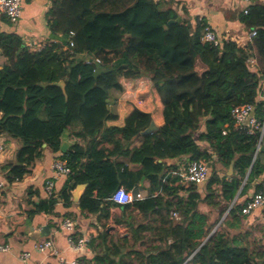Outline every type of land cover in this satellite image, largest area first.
I'll use <instances>...</instances> for the list:
<instances>
[{"label": "trees", "instance_id": "obj_1", "mask_svg": "<svg viewBox=\"0 0 264 264\" xmlns=\"http://www.w3.org/2000/svg\"><path fill=\"white\" fill-rule=\"evenodd\" d=\"M106 1L50 0L47 20L52 40L40 51L27 46L18 33H0L4 58L0 63V134L20 143L8 179L22 180L45 149L59 152L63 133L78 123L81 128L72 135L89 144L76 143L60 158L67 159L72 168L70 178L83 168L81 159H89L75 183H90L82 208L97 212L120 183L133 187L145 176L152 195L160 190L161 194L126 207L133 205L141 213L164 203L172 209L177 201V211L184 214L172 230H185L186 236L175 238L171 247L185 250L186 255L172 254L170 263L182 264L197 251L195 261L201 264H254L242 252L232 253L229 260L218 258L225 249L222 234L216 232L207 240L217 221H209L199 202L221 206L217 201L221 199L231 203L239 191L246 192L245 179L250 183L264 174V153L254 160L260 129L252 134L248 126L238 129L232 117L236 106L247 103L256 106L259 119L264 116V102L259 101L264 79V3H255L248 14L242 11L239 16L246 32L257 30L246 48L234 40H225L219 47L203 43L205 18H198L194 26L160 1L133 0L120 9L114 8L120 6L117 1L105 6ZM71 32L75 33L73 46ZM252 56L257 57V66L248 62ZM98 69L104 72L96 76ZM141 76L149 77L162 97L164 124L159 131L138 136L150 126L152 116L135 110L123 127H108L106 121L113 117L107 103L110 91L121 90L122 79ZM61 81L66 83L65 90L53 84ZM135 136L142 144L131 148ZM118 156L141 166L136 179ZM187 156L189 162H210V178L204 183L206 193L197 191L203 184L191 185L188 196L180 198L178 193L185 189L181 167L172 162ZM232 165L233 174L228 175ZM112 179L117 184L108 188ZM68 189L66 184L59 195L66 206L71 204ZM56 203L53 196L43 199L34 203L31 213H52ZM238 209L234 205L230 213ZM208 253L211 259H204Z\"/></svg>", "mask_w": 264, "mask_h": 264}, {"label": "crops", "instance_id": "obj_2", "mask_svg": "<svg viewBox=\"0 0 264 264\" xmlns=\"http://www.w3.org/2000/svg\"><path fill=\"white\" fill-rule=\"evenodd\" d=\"M109 1L111 3V0H107L105 6ZM115 1L121 7L115 6L114 8L119 9L131 5L133 2V0ZM155 1L162 2L163 7H173L181 17L190 20L194 26L197 24L198 18H205L215 30L228 35L229 38L239 42V45L245 40L246 28L239 19L244 3L238 0ZM50 6V0H24L23 14L19 23L14 25L7 18L1 17L0 33L15 32L23 37L25 44L41 42V44L46 45L52 40L49 35L50 29L47 20ZM3 61L4 58L0 51V63ZM121 82L123 85L121 90L110 91L108 106L113 117L106 121V125L108 127H123L126 119L135 110H140L149 113L152 116V122L160 129L165 122L164 104L151 79L147 76H141L122 79ZM263 119L264 116L261 120ZM245 125L248 126L247 121ZM80 128L78 123L73 125L70 130L66 131L65 138L62 136L59 152H53L49 148L45 149L42 156L30 166L29 173L22 180L15 181H10L7 175L11 170V164L16 161V151L20 143L19 140L9 135L0 134V140L6 144V151L0 155V182L3 183L0 186V246L7 245L9 247L5 251L0 249V264H58L56 257L50 254L52 250L40 252L35 248L37 241L50 238L54 240L55 249L70 259H77L82 264H159L161 261L172 264V262L170 263L172 254H178L179 258L186 255L185 250L176 251L175 248L171 247L175 243V238H185L186 236L185 230L178 232L172 230L173 224L180 222L184 216L181 211L182 214L177 211V201L173 204L172 209H169L168 204L164 203L156 205L154 211L140 213L139 209L133 205L126 207L127 204H119L110 196L103 201L100 210L95 213L82 208L81 201L89 190L90 183L79 182L76 185L75 183L77 178L83 176L86 165L89 163L87 156L81 159L79 165L83 168H77L73 178H70L71 174L55 180L53 197L57 199V203L54 211L52 213H31L34 203L51 197L46 191L45 184L53 178L51 165L53 160L60 158L64 152L73 150L76 143L82 147L89 144L87 141L72 135ZM262 142L264 145V136ZM141 144L142 139L137 137L131 148L139 147ZM63 145L64 150L62 149ZM103 145L113 146L108 142ZM116 159L119 162H124L130 177L136 179L137 171L141 166L130 163L128 158L124 156H118ZM158 162H162V160L160 159ZM184 162L187 164L185 168ZM172 163L180 165L181 174L185 173L189 164V157H184L182 160L176 159ZM80 169L81 171H79ZM233 171L229 169L227 174L231 175ZM144 177L142 176L133 187L120 183V187L117 189L121 187L127 189L142 188L149 194V197L160 195L161 190L152 195L149 189L150 183L146 178L143 180ZM263 180L264 174L250 183L245 179L242 187H247L246 192L243 194L239 191L231 203L221 199H217L221 206L219 204L210 205L204 201L199 202L200 209L208 215L209 221H217L207 240L216 232L222 234L220 242L225 249L220 252L218 258L229 260L232 258V253L242 252L254 264H263L264 205L255 209L251 214L245 215L241 212L247 200L257 191L263 189ZM66 184L71 188L68 189L71 192V204L68 206L59 198L60 192ZM115 184L117 182L115 183V180L112 179L108 188H112ZM81 185L84 188L80 189ZM184 186L185 189L178 193L180 198H186L189 194L188 188L191 185L184 184ZM215 186L218 188L217 185ZM206 190L204 184L197 187V191L202 194L206 193ZM97 193L98 189L96 188L94 189V196H97ZM203 197L204 195H202ZM234 205L238 206L239 209L230 213ZM151 206L152 204H150ZM222 210L225 212L220 216ZM173 212H178L181 216L180 219L174 217ZM68 217L75 222V237L85 236L89 239L88 243L80 249H74L69 245L68 237L71 232L60 228L63 220ZM43 228H47L45 233H49L48 236L42 233ZM23 252L30 253L29 260L23 261L20 258ZM196 253L197 251L186 257L182 264H201L195 261ZM204 259H211V253L205 254Z\"/></svg>", "mask_w": 264, "mask_h": 264}, {"label": "built area", "instance_id": "obj_3", "mask_svg": "<svg viewBox=\"0 0 264 264\" xmlns=\"http://www.w3.org/2000/svg\"><path fill=\"white\" fill-rule=\"evenodd\" d=\"M238 1L244 3V7H243L244 14H248L250 12L251 7L255 3L257 2L264 3V0H238ZM22 14H23V0H0V18L5 17L8 19L9 22L16 25L19 23L20 19L22 18ZM201 19L202 18H199V20ZM74 34H75L74 32H71L69 36V38L71 39V43H70L71 46L74 45V42L72 40ZM256 35H257V30L255 28H252L247 32L244 42L240 45L242 47L247 48L249 43L254 39ZM201 40L203 43H211L214 46L219 47L222 45V43L225 40H233V39L229 38L228 35H224L218 32L217 30H215L210 24V22L207 21V23L204 24ZM26 45L29 46L32 50H37V51H40L45 47V44H41V42H29V44ZM97 61L100 62L99 59ZM87 62H91V61L87 60ZM248 62L252 66L258 65V60L256 56L250 57L248 59ZM259 101L264 102V79L262 81L260 88ZM253 112H255V116H253L249 120L248 131L249 133L252 134L257 129L261 130V138L259 140V143L257 144V149H256V156H257L258 152L263 146L262 138L264 136V119L261 120L256 116V106L250 103L236 106L232 110V117L236 122V127L238 129H244L247 127L245 125V122ZM223 133L226 134L227 130H224ZM5 151H6V144L2 140H0V155L3 154ZM209 163L206 160L190 161L186 172L182 173L184 184L201 185L206 183L210 178V171H209L210 166L208 165ZM51 165L53 170V178L49 179L46 182L45 188L47 193L52 197L55 194V180L63 176H69L73 173V171L67 159L55 158ZM2 185L3 183L0 182V186ZM148 197L149 194L145 192V190L142 188L127 189L124 187L117 189L111 195V198L119 204H129L135 201L144 200ZM263 205H264V189L257 191L249 200H247L241 212L245 215L251 214L255 209ZM172 214L177 219H180L181 217L178 212H173ZM75 227H76L75 222L70 217L65 218L60 225L61 229L68 230L71 232V235L68 237L69 245L74 249H80L88 243L89 239L86 238L85 236L80 238L75 237V233H74ZM35 248L40 252H49L50 250H52L50 254L56 257L58 264H82L77 259H70L67 256H65V254L55 249L54 240L52 238L37 241V243L35 244ZM0 249H3L5 251L9 249V247L7 245L0 246ZM20 258L23 261H27L30 258V253L23 252L20 255Z\"/></svg>", "mask_w": 264, "mask_h": 264}, {"label": "water", "instance_id": "obj_4", "mask_svg": "<svg viewBox=\"0 0 264 264\" xmlns=\"http://www.w3.org/2000/svg\"><path fill=\"white\" fill-rule=\"evenodd\" d=\"M103 72H104L103 70L98 69V70L96 71V76L99 75L100 73H103ZM53 84L61 86L64 90L66 89V83H65V81H61V82L53 83ZM45 85H48V84H45ZM107 103H109V99H107ZM253 116H255V112H253V113L248 117V119H247V122H248V123H249V120H250ZM158 130H159V128L154 124V122H151L150 126H149L146 130L140 132L138 136L146 135V134H149V133H152V132L158 131ZM65 134H66V131H65V132L63 133V135H62L63 138H65ZM138 136H135V137L133 138V141H134ZM64 145H65V141H64ZM64 145L62 146V149H63V150H64ZM44 146H46V145H44ZM260 153H264V145L261 147V149H260ZM208 165L211 166V163H209ZM230 171H233V165L231 166ZM144 179H145V177L143 178V180H144ZM79 188H80V189H81V188H84V186L81 185ZM46 229H47V228H43L42 233H43L45 236H48L49 233H48V234L45 233V230H46Z\"/></svg>", "mask_w": 264, "mask_h": 264}, {"label": "rangeland", "instance_id": "obj_5", "mask_svg": "<svg viewBox=\"0 0 264 264\" xmlns=\"http://www.w3.org/2000/svg\"><path fill=\"white\" fill-rule=\"evenodd\" d=\"M237 12H238V11H237ZM257 60H258V59H257ZM200 66H201V64L199 63V64H198V67L200 68Z\"/></svg>", "mask_w": 264, "mask_h": 264}]
</instances>
